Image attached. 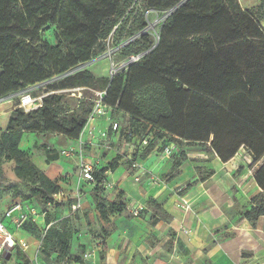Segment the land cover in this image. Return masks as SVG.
Here are the masks:
<instances>
[{
    "label": "trees",
    "instance_id": "trees-1",
    "mask_svg": "<svg viewBox=\"0 0 264 264\" xmlns=\"http://www.w3.org/2000/svg\"><path fill=\"white\" fill-rule=\"evenodd\" d=\"M180 1L0 0V98L46 81H52L46 85L50 90H103L104 104L126 115L125 137L131 132L147 138L140 159L154 147L152 131L160 139L169 137L168 141L209 143L224 162L244 148L253 163L262 161L254 174L260 192L249 208L239 211L240 219L254 223L264 216V30L260 26L264 14L260 7L243 8L239 0H186L166 17L157 41L145 32L123 47V56L141 55L125 69L111 77H96L86 68L66 74L88 62L96 51H103V42L111 34L121 36L131 17L134 27L129 26L127 36L132 38L135 31L144 29L142 8L166 11ZM50 27H54L55 45L42 38ZM64 99L65 95L53 93L43 97L36 109L14 108L0 129V165L13 161L14 175L29 185L28 194L19 200L27 203L36 197L42 201L46 223L52 221L48 202L57 203L53 195L69 181L68 176L57 172V151L40 146L48 163V169L42 170L19 143L25 132L56 133L77 140L90 113V98L83 94L75 109H68ZM186 159L183 150L173 157L169 180L177 176ZM118 160L116 155L106 167L94 169L96 185L105 182L104 173L114 171ZM54 167L56 173L51 174ZM94 196L102 220L125 208L121 201ZM146 204L163 210L153 199ZM54 223L40 247L47 255L54 252L60 264H70L72 234ZM21 230L29 235L35 231L41 238L42 228L32 221ZM21 259L19 264H28L25 255ZM74 260L85 264L78 257ZM6 263L0 256V264Z\"/></svg>",
    "mask_w": 264,
    "mask_h": 264
},
{
    "label": "rangeland",
    "instance_id": "rangeland-1",
    "mask_svg": "<svg viewBox=\"0 0 264 264\" xmlns=\"http://www.w3.org/2000/svg\"><path fill=\"white\" fill-rule=\"evenodd\" d=\"M243 8H248L255 10L260 7V11L264 14V0H239ZM260 5V6H258ZM142 13L144 15L147 26L140 30L134 32V37L127 36V30L129 26L134 27L131 23L132 17L127 22L125 29L121 36L116 35V33L111 34L103 43L104 50L96 51L91 59L88 61L89 64L85 67L94 76H107L110 77L111 73L124 69L126 65L137 61L140 54L123 56L121 51L123 47L128 44L129 41L133 40L142 33L148 32L152 35L155 41L158 40L159 32L162 24L167 16L170 14L169 10L157 11L154 9H143ZM260 26L264 30V18L260 21ZM42 38L46 40L50 45H55L54 40V27H50L48 30L42 32ZM138 56V57H137ZM52 81L42 82L34 86H29L19 92L13 93V95L27 90L32 96L43 98L48 94H63L65 95V106L68 109H75L79 106V101L83 99V94L90 98L91 109L94 105V100L98 98L97 92H102L103 90L85 89L83 87H78V89H61V90H50L46 88V85ZM87 91L88 93H86ZM7 97V98H5ZM0 99V111L9 109L10 105L13 107L18 101L15 96L8 95ZM14 109V108H13ZM90 109V111H91ZM113 123H117L120 128L112 129ZM92 124H95L99 130L106 131V136L100 139L95 135V141L90 144L88 141L84 142L81 152L87 158H92L96 160L97 168L101 169L107 166L109 160L114 156L118 155V166L114 171L107 170L104 173V183L100 186L95 183L83 184L79 186V192L82 199V207L74 212H70L69 203L74 199L73 193L77 186V167H76V157L77 154L73 153L71 156H65L61 153L62 149L68 147H78L77 140L67 139L65 136L56 133H36V132H25L19 143V148L27 153V156L31 161H33L39 168L48 169V163L45 160L46 156L43 150L40 148L41 145L45 144L48 148L54 149L58 152V159L54 161L58 165L57 172L60 175H67L68 182L61 184L62 189L65 191L66 196L62 198L59 202L51 205H47L46 209L54 226L59 229H66L71 234V261L70 264H77L74 260L75 257L81 259L85 264H154V260H157V264H166L164 252L168 251L172 245L170 239L163 245L164 252L155 256H146L145 252H139L137 248H134V244L131 240H128L119 233V237L116 240H111V235L116 231L117 225L116 221L120 222L123 219L132 220L134 218L143 220L148 219L154 222L156 219L154 216L149 214L147 210H142L139 208H134L131 204L133 200L128 196V193L134 191V187L146 186L148 183L147 179L153 178L152 183L167 182L169 180L167 173L168 171H160L158 173L143 171L138 175H135V171L140 167L136 163L139 160L142 151L131 147L128 145L127 139L125 137V126H126V115L122 112H118L115 109L105 108L101 109L97 114H95ZM1 129V128H0ZM151 143L154 146L152 150H155L156 156L162 158L166 156L167 162L171 164L173 157H176L183 150L187 157L190 155L189 151L196 150L195 148H203L204 150H209L208 144H196V143H186L180 140L173 139L168 141L169 137L158 138L157 133L151 132ZM82 134V139H83ZM80 137V135H79ZM169 146L168 155L164 153V147ZM208 152V151H207ZM262 161L256 162L254 164H246V173L250 177L255 174L257 169L261 166ZM13 161H3L0 165V217L3 215L4 209H6L14 201H18L19 198L24 199V196L28 194V183L17 178L13 173ZM61 167V169H60ZM136 169V170H135ZM198 169V171H197ZM195 177L200 179L202 176L207 175L210 168L208 166H203L202 168H197ZM203 169V170H202ZM202 170V171H201ZM179 171V169H178ZM148 176H142L144 173ZM165 172V173H164ZM51 174L56 173V168L50 170ZM159 178V179H158ZM96 185V189H95ZM186 186L180 185L176 187V193H180L185 190ZM181 189V191H177ZM101 201H121L125 204V208L120 213H110L107 220H102L99 213L95 207L94 195ZM29 203L34 205L44 206L42 201L38 200L36 197H30ZM181 198V197H179ZM152 199V197L147 198ZM189 203V201L187 200ZM158 205V204H157ZM134 208V209H133ZM190 208V205H189ZM153 213H160V211L153 208ZM179 209V208H178ZM161 217L167 218L164 214ZM139 229V228H138ZM142 230L141 232H143ZM16 237H20V234L26 238L30 243L32 242L33 247L35 243L38 245L40 242L37 232L32 231L30 236H27L24 231H15ZM106 234H109L107 237ZM139 235L140 233H136ZM29 235V234H28ZM22 237V238H23ZM146 245L150 242L147 239H143ZM129 242V245L128 243ZM144 243V244H145ZM142 244V242L140 243ZM152 245V243H151ZM29 247L30 251L31 248ZM142 247H145L143 245ZM135 249V250H134ZM94 250V255L86 258L84 254ZM29 251V252H30ZM97 256L95 257V253ZM18 254V255H17ZM14 255L23 257V253L16 249ZM27 255V253H26ZM28 256V255H27ZM37 257L41 260L43 264H60V261L56 258L54 252L47 255L42 252V248H38ZM152 257V258H151ZM23 261L22 259H20ZM11 264L13 259L10 260Z\"/></svg>",
    "mask_w": 264,
    "mask_h": 264
},
{
    "label": "crops",
    "instance_id": "crops-1",
    "mask_svg": "<svg viewBox=\"0 0 264 264\" xmlns=\"http://www.w3.org/2000/svg\"><path fill=\"white\" fill-rule=\"evenodd\" d=\"M8 108L0 111L2 129L7 125L13 109L11 105ZM92 127L96 135L99 128L95 124ZM83 139L90 144L95 141V137L88 139L86 134ZM195 149L189 151L190 155L182 162L173 179L159 183H152L153 178L150 181L147 179L146 186L137 185L133 192L128 193L134 208L147 210L156 219L154 222L137 218L116 221L117 229L111 240H116L122 233L139 252L144 251L146 256L153 257L164 252L163 245L170 239L172 245L164 252L166 264H264V216L254 223L239 218V211L249 208L252 198L260 192L255 179L246 173V164H254L250 153L240 148L224 162L210 148L208 152L203 148ZM166 158H158L152 150L146 158L136 161L140 168L135 169V175H139L144 168L158 174L170 170L171 164ZM203 166H208L210 170L196 180V169ZM142 176L147 177L148 174L145 172ZM180 185L186 188L178 194L175 189ZM149 197L163 209L160 212L167 216L166 219L160 213H153V207L146 204ZM179 197L189 201V210L184 212L176 207ZM22 237L20 234L19 238ZM22 239L28 243L27 255H34L37 244L33 247L32 242L24 237ZM143 239L150 244L146 245ZM126 243L129 245V242ZM29 247H33L31 251ZM17 255L13 257V264L21 262V257Z\"/></svg>",
    "mask_w": 264,
    "mask_h": 264
},
{
    "label": "built area",
    "instance_id": "built-area-1",
    "mask_svg": "<svg viewBox=\"0 0 264 264\" xmlns=\"http://www.w3.org/2000/svg\"><path fill=\"white\" fill-rule=\"evenodd\" d=\"M185 1L186 0H181L178 3V7ZM173 11L169 10V12L171 13ZM117 72L118 71L111 73V76L115 75ZM74 89H78V88H74ZM97 94H98V98L94 100V105L87 116L86 125L82 130L80 137L76 141L78 142V147L75 148L68 147L66 149H62L61 151V153L65 156H71L73 153L77 154L76 157L77 186L75 187L74 193L72 195L74 199L72 200L70 205L71 213L78 211L82 207V199L79 192V186L83 184L94 183L93 171L97 167L98 162L96 160H88L85 157V155L81 152V148L84 142H86L84 139H82L81 136L82 134H86L88 139L95 137L94 127H92L90 124L93 121L95 114H97L101 109L108 108V106L103 102L104 91L97 92ZM12 96H15V98L18 99L17 103H15L13 108H22L25 112L36 109L41 105L42 98L32 96L31 93L28 92L27 90H24L15 95L12 94ZM119 127L120 126L117 123H113L112 129L115 130L116 128ZM97 136L100 139L104 138L106 136V131L99 130L97 132ZM126 137H127L126 139H128L127 140L128 145L131 147H135L136 149L138 148L140 149L141 147L145 146L148 142L147 138L144 137L141 139L137 135L131 132H127ZM168 150H169V146H165L164 147L165 155H168ZM252 176H254V174H252ZM177 191L179 192L181 191V189H177ZM64 196H66L65 191L63 189H59L57 193L53 195V200L59 202L62 198H64ZM49 204L50 203L48 202V205ZM176 207L182 209L184 212L190 209L189 203L183 197L179 198V201L176 203ZM46 216H47V212L45 210H41V207L39 205L36 206L33 203H29V202L25 203L20 200L14 201L3 211V215L2 217H0V256L4 257L5 254H8V256H10L9 259L5 258L7 261L6 264H9V261L13 259L14 251L16 249L20 250L26 256V258L28 259V264H41L39 258L37 257V250L38 248H40L41 239L43 235L45 234L49 226L53 223L52 221L46 223L45 221ZM28 221H32V223L42 228L41 238L39 239L40 242L38 243L35 249L34 255L30 257L26 255L28 249L27 241L25 239L17 238L15 236V231L21 230L24 224ZM181 228L184 230L182 226ZM94 252H95L94 250L90 252H86L84 256L88 258L90 256H93Z\"/></svg>",
    "mask_w": 264,
    "mask_h": 264
},
{
    "label": "water",
    "instance_id": "water-1",
    "mask_svg": "<svg viewBox=\"0 0 264 264\" xmlns=\"http://www.w3.org/2000/svg\"><path fill=\"white\" fill-rule=\"evenodd\" d=\"M177 7H178V4L175 5L174 7H172V8L169 9V10H170V11H173V10H174L175 8H177ZM165 16H168V14H166ZM153 46H154V45H153ZM140 56H141V55H140ZM88 64H89V62H85V63H83L82 65L77 66L76 68L70 70V71H69L68 73H66V74H70V73L75 72V71H77V70L83 69V68H85ZM66 74L60 75V76H58V77H55L53 80H55V79H57V78H61L62 76L66 75ZM7 256H8L7 254L4 255V257H7Z\"/></svg>",
    "mask_w": 264,
    "mask_h": 264
}]
</instances>
